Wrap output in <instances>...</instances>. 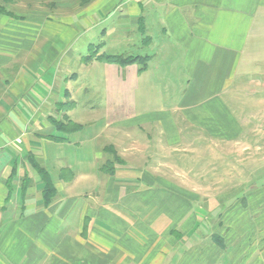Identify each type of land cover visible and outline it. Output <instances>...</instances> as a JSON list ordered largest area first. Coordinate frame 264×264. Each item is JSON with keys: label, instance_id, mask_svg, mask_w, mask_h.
Wrapping results in <instances>:
<instances>
[{"label": "crops", "instance_id": "0c3cea01", "mask_svg": "<svg viewBox=\"0 0 264 264\" xmlns=\"http://www.w3.org/2000/svg\"><path fill=\"white\" fill-rule=\"evenodd\" d=\"M97 45L150 56L148 67L87 61ZM96 79L104 116L82 122L79 113L92 110H82L77 86L90 92ZM263 80L264 0L8 4L0 14V264H264V241L251 249V237L230 235L257 210L264 224L261 186L209 206L225 171L183 170L171 159L264 150V125H254L264 124V106L252 100ZM64 117L83 127L60 132L53 121ZM112 149L123 161L107 173ZM33 163L51 175L49 204ZM199 205L211 222L197 237Z\"/></svg>", "mask_w": 264, "mask_h": 264}, {"label": "rangeland", "instance_id": "374dc122", "mask_svg": "<svg viewBox=\"0 0 264 264\" xmlns=\"http://www.w3.org/2000/svg\"><path fill=\"white\" fill-rule=\"evenodd\" d=\"M15 1L17 0H12L10 3H13V2L15 3ZM0 4H3V0H0ZM114 51H119V50H116L115 48H111V49L108 48V50H106V53H114ZM120 51H124V50H120ZM132 51L135 54L140 53L139 49L136 47H133ZM258 83H259L258 91H257L258 95L253 97L252 100H255L256 106H258L259 108L260 104L264 106V94H261L262 91L264 92V80L261 81L262 84H260V82ZM83 85H84V81H81L79 82L77 86L79 87V90H80L79 101L83 103V107L81 108L82 110L86 108V109H91L92 111L89 113H85L83 111L80 112L79 117H81V119L83 120L85 119L84 121L82 120L80 121L86 122V121H89L91 117L94 119V118L104 116L106 102H105V96H104L103 82H101L99 79L94 80V82H92V87L90 89V92L84 91ZM243 99L244 98L241 97L240 99L238 98L237 100L242 103ZM262 115L264 116V114ZM254 125H258L260 127V125H264V124L260 123V121H255ZM147 133H148V130L146 129L145 132L139 134V137L143 139L145 137V134ZM258 134L260 135L261 138H264V128L260 129ZM211 152L212 151H209V153L206 152L205 156L203 155L202 158L195 156L194 159H188L190 155L187 156L186 154H183V153L182 154L174 153V155H171L172 164L175 166H181L183 170L191 169L188 167H195V170H198L199 172H204V174L206 170H209L211 173H213V171L215 170H217L216 173H219V170L221 172L225 171L226 174H223L224 177L220 176L217 178L218 180L219 178L221 179V183L218 186H216L214 189L212 188L211 190L212 193L209 192L211 193L210 195L215 197L214 199H210L209 206L217 205V202L224 203L225 201H229V202L237 201L240 198H243L245 196L246 198H248L247 191L249 190V188L251 189L254 185H256V187H253L252 191H254L255 188H258L261 186L262 188L261 190H263L262 194H264V150L260 149L257 151V149L254 148L253 155L250 153V156L246 159L244 155L242 156L241 152L234 154L231 151L229 154L230 156H228V154L227 155H217L216 154L214 156L213 154L210 155ZM252 156L253 158L250 159V157ZM225 158L231 162L230 163L224 162ZM245 160L247 161L245 162ZM184 179L186 181L187 179L189 180L187 181L189 188H192V187L194 188L193 184L195 183L194 182L195 178L185 177ZM211 179H214L213 175L205 177V180H211ZM191 195H192V199L195 200V196H197V194L194 192L189 193V196ZM249 195L259 196L260 193L259 192L252 193ZM230 203H233V202H230ZM214 211L216 213L220 210H218L217 208ZM197 212L199 213V217H200L199 224L197 227L199 229L197 230V233H196V236L198 237V233H200L201 231L202 232L199 234V236L202 235V233L206 234L207 232H209V229L206 232H203V231L208 228V223H210L211 221L210 219H207V220L204 219L205 217L204 215H202V213L206 214L207 212L205 209L202 210L200 205L197 206ZM260 212L261 210H257L253 212L252 220L250 224H248L247 222L243 223L242 222L243 220L241 221V223H239L238 221L235 222V224L231 226V229H232L230 233L231 237L232 236L234 237L249 236L252 238L251 249L253 248L259 249L263 245V241H264L263 239L264 238V224H261V221H259ZM202 217L204 218L202 219ZM248 225H250L249 229H247ZM260 228L262 229L260 230ZM196 236L194 235L195 238ZM242 242L243 241H241V244ZM244 258L247 259V256ZM224 259H226V257ZM255 259L256 258H252L250 260L252 261V264L254 263ZM222 261L224 260L222 259ZM229 263L230 262L228 261V264ZM221 264L223 263L221 262Z\"/></svg>", "mask_w": 264, "mask_h": 264}, {"label": "trees", "instance_id": "16d2710c", "mask_svg": "<svg viewBox=\"0 0 264 264\" xmlns=\"http://www.w3.org/2000/svg\"><path fill=\"white\" fill-rule=\"evenodd\" d=\"M12 0H3V4H0V14L7 12V5ZM7 2V4H6ZM99 46H92L91 51L89 55L87 56L88 60H98L104 63H111V64H117L121 67H126L127 65L137 63L139 64V72L145 71L148 67V62L150 59V56L145 55H125V54H108V53H99ZM53 123L57 126L60 132L62 133H71L76 132L80 130L83 125L77 124L75 122H72L68 117H64L61 120H54ZM58 140H62L61 137H54ZM112 153L114 154V157L112 160H109L104 166L103 171L107 173H114L115 170V163L116 162H122L115 151L112 149ZM33 166L36 168L37 172L39 173L41 180L44 184L43 188V199L45 204H49L56 195V189L53 184L51 175L47 171V169L39 166L38 164L33 163ZM215 240L219 244L220 247H224L223 238L215 235Z\"/></svg>", "mask_w": 264, "mask_h": 264}, {"label": "built area", "instance_id": "2783aa9c", "mask_svg": "<svg viewBox=\"0 0 264 264\" xmlns=\"http://www.w3.org/2000/svg\"><path fill=\"white\" fill-rule=\"evenodd\" d=\"M18 141H21V139H18Z\"/></svg>", "mask_w": 264, "mask_h": 264}]
</instances>
